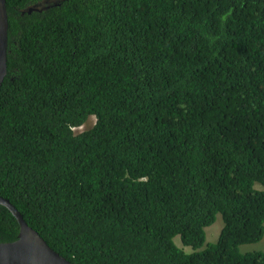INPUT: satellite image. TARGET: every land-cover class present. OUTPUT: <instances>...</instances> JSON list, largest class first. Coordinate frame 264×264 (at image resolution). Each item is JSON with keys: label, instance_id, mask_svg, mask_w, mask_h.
Listing matches in <instances>:
<instances>
[{"label": "trees", "instance_id": "obj_1", "mask_svg": "<svg viewBox=\"0 0 264 264\" xmlns=\"http://www.w3.org/2000/svg\"><path fill=\"white\" fill-rule=\"evenodd\" d=\"M5 2L0 195L25 221L74 264H264L240 249L264 235V0Z\"/></svg>", "mask_w": 264, "mask_h": 264}, {"label": "water", "instance_id": "obj_2", "mask_svg": "<svg viewBox=\"0 0 264 264\" xmlns=\"http://www.w3.org/2000/svg\"><path fill=\"white\" fill-rule=\"evenodd\" d=\"M32 8H29L31 10ZM8 15L5 0H0V86L7 72ZM0 205L15 216L19 231L11 241H0V264H74L53 249L23 218L8 198L0 195Z\"/></svg>", "mask_w": 264, "mask_h": 264}, {"label": "rangeland", "instance_id": "obj_3", "mask_svg": "<svg viewBox=\"0 0 264 264\" xmlns=\"http://www.w3.org/2000/svg\"><path fill=\"white\" fill-rule=\"evenodd\" d=\"M96 121V118L94 116H90L85 123H83L81 126L73 128L75 133H80L82 131H85L89 128H91ZM216 221L210 225L209 227H206V240L205 245L209 242H215L218 239L219 233L221 231V228L223 226L222 218L220 214H217ZM175 243L182 247L186 252H191L192 249L189 246H184L181 243L180 237L177 235L174 237ZM203 245V247L205 246ZM241 251H252V250H263L264 251V235L262 239L259 242L255 243H245L240 245Z\"/></svg>", "mask_w": 264, "mask_h": 264}]
</instances>
